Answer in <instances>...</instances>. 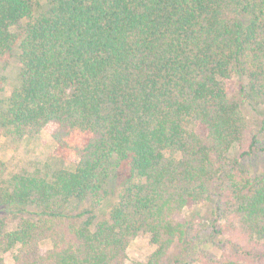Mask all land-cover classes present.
Instances as JSON below:
<instances>
[{"label":"trees","instance_id":"trees-1","mask_svg":"<svg viewBox=\"0 0 264 264\" xmlns=\"http://www.w3.org/2000/svg\"><path fill=\"white\" fill-rule=\"evenodd\" d=\"M14 55L0 137L49 125L54 157L73 168L7 175L0 160L12 264H126L140 235L154 251L133 264H162L201 203L233 252L197 264H264V171L253 182L241 165L264 152L242 112L264 104V0H0V61ZM107 198L97 222L74 212ZM219 203L231 206L221 227Z\"/></svg>","mask_w":264,"mask_h":264},{"label":"rangeland","instance_id":"rangeland-1","mask_svg":"<svg viewBox=\"0 0 264 264\" xmlns=\"http://www.w3.org/2000/svg\"><path fill=\"white\" fill-rule=\"evenodd\" d=\"M19 63L17 55H14L6 63L0 61V95L4 96L9 90L18 84ZM235 81L237 78L234 77ZM246 122L259 132L260 147L264 148V104L261 106H242ZM51 126H45L37 136L24 139L14 143L0 137V160L7 168V175L13 173L35 174V172H53L61 169L71 170L73 166L68 161L55 158L53 151L55 143L50 136ZM242 168L249 174L251 180L255 182L262 171H264V152L255 153L242 162ZM115 202V198H107L99 204H95L90 199L75 202L74 212L92 209L94 222L106 218L110 208ZM221 227L227 221V215L231 206L226 203H219ZM182 221L189 223V233L186 242L175 245L162 259V264H173L176 259H182L184 263L191 258L190 264H197L202 258L218 259L225 253L233 252L220 236L211 234L212 216L210 207L206 203L193 205L185 209L182 213ZM11 227V226H10ZM201 244L197 251L193 253L192 246L197 240ZM44 250H49V242L43 245ZM154 251V246L150 243L148 235H140L134 239L126 251V264L134 262H146ZM14 250L1 252L0 258L5 264H12ZM192 255V256H188ZM187 264V263H186Z\"/></svg>","mask_w":264,"mask_h":264}]
</instances>
